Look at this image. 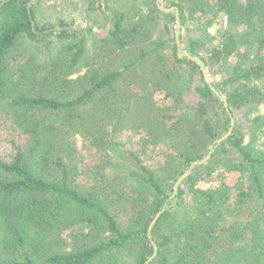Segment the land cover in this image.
I'll return each instance as SVG.
<instances>
[{
    "label": "trees",
    "instance_id": "1",
    "mask_svg": "<svg viewBox=\"0 0 264 264\" xmlns=\"http://www.w3.org/2000/svg\"><path fill=\"white\" fill-rule=\"evenodd\" d=\"M34 1L0 0V107L7 105L25 140L12 142L10 161L0 157V264H146L154 254L152 241L158 255L150 264H264V149L246 144L238 129L174 196L177 180L220 137L216 108L225 118L224 131L230 126L225 104L200 66L177 54L171 69L164 65L168 42L144 40L155 33L151 13L137 20L113 13L106 45L116 52H137L121 70H141L142 85L136 94L140 106L135 101L122 108L114 127L148 132L145 143L160 150L163 159L159 169H152L137 153L125 151L124 142L106 139L110 130L98 122L114 106L126 104L134 90L120 89V71L103 73L90 67L74 79L80 68H87L81 64L83 42L66 45L61 57L40 60L31 55L14 64L21 40H45L58 31L39 23V0ZM172 5L180 12L183 28H204L205 39L187 40L189 55L210 69L223 70L239 57L214 85L227 96L232 115L264 108V0H176ZM220 17L224 26L217 40L207 31L219 25ZM59 30L58 40L79 34L64 22ZM249 62L253 64L247 66ZM154 86L175 100L169 120L153 100ZM187 91L197 95L196 107L184 102ZM253 121L264 123V117ZM86 122L101 132L92 143L125 165L123 176L105 177L108 188L83 191L75 184L76 151L62 140L86 128ZM202 169L209 177L221 170V175L232 176L234 185L223 181L216 188H199L197 173ZM164 209L150 240V224Z\"/></svg>",
    "mask_w": 264,
    "mask_h": 264
},
{
    "label": "rangeland",
    "instance_id": "2",
    "mask_svg": "<svg viewBox=\"0 0 264 264\" xmlns=\"http://www.w3.org/2000/svg\"><path fill=\"white\" fill-rule=\"evenodd\" d=\"M149 1L150 2H146V0H39V3H35V5L37 6L36 12L38 21L41 25L56 26L58 34L60 31V23L64 22L70 29L78 31L79 34L74 35L73 40H58L55 37L57 34L45 40H21V44L14 55V64L22 63L31 55L37 56L40 60H43L49 55L61 57L66 45L83 42L85 45V56L81 64L87 66V68H80L79 73L77 72V74L73 76L74 79L82 76L90 67L98 68L103 73L120 71L122 73L120 89L126 91L133 88L134 90L132 96L126 98V104L123 105L120 103L117 107L114 106L108 117L104 121L98 122L99 124L104 123V127L107 126V130H110L106 139L112 140L113 142H124L125 145L122 148H125V151L130 150L137 153L148 167L159 169L163 162L162 155H160L161 151L154 150L151 148L150 144L145 143L148 138V132L145 129L138 128L137 130L129 125H125L124 129L121 128L119 130H115L114 127V125L120 121L119 119L122 116L120 110L122 108L128 107L127 105L131 102L134 103L135 101L138 102L137 105L140 106V101L136 94L137 90L142 88V85L139 78L141 70H121L128 60L133 59L137 55V52H116L113 51L111 45H106L109 40H111L109 30L113 27V13L124 12L129 19L131 18V20H137L138 15L141 14L147 15L151 13L154 15V20L150 21V27L151 31H154L155 33L151 38L144 40L150 42H168V47L164 48L162 54L165 56L164 59L167 62H165L164 65L170 69L172 68V59H174L176 54L178 55V44L181 46L182 54H189L187 50V40L189 38L205 39V33L204 28L200 25H192L183 28L180 22L181 28L179 42H177V21L175 15L162 12L159 8L160 4L158 0ZM175 2L176 0H164V8L168 9L174 7L172 4ZM155 6L160 11V14L156 12ZM170 15L174 16V19ZM218 24L219 25H217L216 28H211L207 31V33L211 34L214 38L217 37V40L219 35L218 30L224 26L223 17H220ZM90 28H92L93 31H90ZM182 30L184 35L183 39H181ZM216 43L215 39L212 41L211 46H214ZM175 46H177V51L174 50ZM204 56L207 58L208 55L205 53ZM238 63L239 57L236 56L231 61L230 65H224V70L217 69L218 66L215 67L216 69H210L205 66L209 73V84L214 86L220 83V81L225 78L229 68L235 67V64ZM251 64H253V62L247 63V66ZM185 73L187 77L186 70ZM200 73H202L204 77V72L201 67ZM17 76L18 74L16 73V77ZM199 83L200 81H196V85ZM148 87L152 89V85H149ZM154 90L153 100L155 104L162 109L165 114L164 116L169 120L172 115L174 116V113L169 114L168 110H173L175 108V100L174 98L168 97L166 93H163L160 88H157L156 86H154ZM184 102L187 105L196 107L199 103V99L196 94L187 91L184 94ZM6 107L7 105H2V107H0V157L5 161H10L14 152L12 142L23 144L25 140L16 129L17 127L13 123L12 115L6 110ZM214 112L219 115L214 121V124L217 133L220 135L219 138H221L228 133L231 121L228 131H224V116L217 108ZM257 116L264 117L263 107L254 108L250 113L247 110L237 113V116L234 117L236 123L233 134L235 130L238 129L245 137L246 144L253 142L256 147L264 149V123H254L253 119ZM98 118L99 117L97 116L93 117L95 121H97ZM100 118H102L101 115ZM90 122L92 123V121ZM91 123L86 122V128L80 127L62 140V143L67 140L71 142L76 151L75 156L77 161L75 159V163L78 165V170L73 174V177H75V184L83 191L94 190L99 186L108 188V184H106L104 180L105 177H112L118 174L123 176L121 170L125 169V165L122 161L119 159L116 160V158H108L107 152L99 150L96 145L92 143L93 136L95 135L99 137L101 132L98 129H95V125H92ZM89 127H91V131H89ZM212 146L213 144L209 147L208 153ZM208 153H206L204 158L207 157ZM55 155H58L57 151ZM66 160L69 163V159L66 158ZM195 169L192 170L190 175H192ZM212 174L213 175L209 177L207 176L206 170L204 171L202 169L199 171L197 173V176L199 177L197 180V187L202 189L216 188L220 186L223 181L234 185L232 182L234 179L231 175L225 177V174L221 175L223 174L221 170L215 171ZM61 235L65 237L64 234Z\"/></svg>",
    "mask_w": 264,
    "mask_h": 264
},
{
    "label": "water",
    "instance_id": "3",
    "mask_svg": "<svg viewBox=\"0 0 264 264\" xmlns=\"http://www.w3.org/2000/svg\"><path fill=\"white\" fill-rule=\"evenodd\" d=\"M158 1H159V4H160L159 5V8H160V10L162 12L167 13V14H174L175 15L176 21H177V31H176L177 38H176V41L179 42V34H180V28H181L180 22H181V20H180V12H179L178 8L171 7V8L166 9V8H164V0H158ZM178 56H179V58H187V59L195 62L196 64H198L201 67V69L203 70V72H204V77H205L207 83H209L208 82L209 73H208V71H207V69L205 67V63L200 58L193 57V56H191L189 54H185V55L182 54V52H181V46L179 44H178ZM210 86H211V89L213 90V92L216 95L220 96L221 99L223 100V102L225 104V107L227 109V113H228V115L230 117V120H231V126H230V129H229L228 133L225 136L219 138L218 140H216L214 142V144L211 147V150L208 153V155H207L206 158L191 163L190 168L188 170H186L185 173L176 182V184L174 186V196L178 194V191H179V188H180L181 184L191 174L192 170L195 169V168H197V167L206 165L211 160L212 156L215 154L216 149L222 143H224L226 140H228L232 136V134H233V130H234V127H235V123L236 122H235L234 116L232 115V113H231V111H230V109L228 107L227 96L224 95V94L221 95V93L218 92V90L213 85L210 84ZM165 210L166 209H164L161 212H159L155 216V218L152 221V223L150 224V227H149V230H148V237H149L150 240H152V230L155 227V225L157 224V222L160 219V217L162 216V214L165 212ZM152 245H153V248H154V254L148 260V262L146 264H150L151 261H153L156 258V256L158 255V248H157L156 244L153 241H152Z\"/></svg>",
    "mask_w": 264,
    "mask_h": 264
}]
</instances>
